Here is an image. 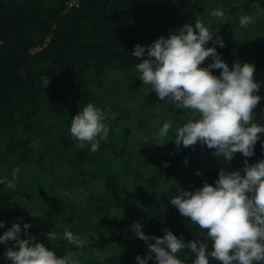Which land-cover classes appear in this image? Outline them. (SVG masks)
Listing matches in <instances>:
<instances>
[{
    "label": "trees",
    "instance_id": "obj_1",
    "mask_svg": "<svg viewBox=\"0 0 264 264\" xmlns=\"http://www.w3.org/2000/svg\"><path fill=\"white\" fill-rule=\"evenodd\" d=\"M71 1L0 0V180H10L13 170L20 169L15 189L0 184V221L5 222L0 235L19 223L22 239L35 236L59 258L74 253L77 264H137V255L143 258L149 250L133 223L141 224L145 235L162 237L167 229L177 238L183 236L185 244L200 240L211 251L206 230L169 203L185 189L177 187L175 174L182 171L184 179L191 164L183 157L177 160L178 151L175 163L167 156L162 159V145L154 144L153 132L145 128L148 123L140 122L147 88L135 67L141 60L132 52L137 44L147 49L187 23L194 26L196 19L212 29L221 27L220 19L211 16L220 5L214 0H76L77 5L69 7ZM239 2L242 11L255 9L256 3L264 10V0ZM260 23L264 30V15ZM222 39L225 46L216 50L229 68L235 62L255 65L261 101L254 122L264 125V32H248L243 41ZM211 62L208 58L202 66ZM213 74L219 76L220 70ZM42 77L50 78L46 88ZM147 97L158 100L156 93ZM89 102L105 113L110 128L96 152L90 145L78 148L70 134L72 118ZM168 108L177 112L175 125L183 109L171 103ZM164 111L156 110L149 128H161L155 115L161 119ZM140 130L149 134L148 141L137 138ZM259 136L254 155L246 158L249 164L264 160V133ZM239 161L233 158L226 168H196L191 191L205 181L215 186L221 168L243 175L244 166L236 170ZM25 223L31 226L27 235ZM65 229L86 239L89 247L69 244L63 238ZM50 231L59 238L50 242ZM14 244H0V264H11L4 253ZM92 244H99L101 260ZM151 255L148 264H156ZM178 255L184 264L195 258L187 249ZM210 264L219 262L210 259Z\"/></svg>",
    "mask_w": 264,
    "mask_h": 264
},
{
    "label": "clouds",
    "instance_id": "obj_2",
    "mask_svg": "<svg viewBox=\"0 0 264 264\" xmlns=\"http://www.w3.org/2000/svg\"><path fill=\"white\" fill-rule=\"evenodd\" d=\"M253 7L255 13L241 15V27L255 23L264 15L259 3ZM211 16L222 21L227 19L219 8L213 10ZM218 33L211 24L205 26L201 19H196L194 26L187 23L168 38L159 37L147 49L137 44L132 56L141 60L135 66L141 74L139 79L151 86L160 101L195 114L175 130L176 151L181 144L188 148L199 143L213 150L214 157H222L230 163L236 153L252 157L259 134L264 133V125L254 122L255 109L261 101V96L257 95L261 85L254 79L255 65L235 62L229 68L222 61L216 47L225 45ZM209 42L212 47H206ZM145 53L147 58H144ZM208 58L212 62L202 66ZM214 69L220 70L219 76L213 74ZM41 80L45 88L50 83L48 77ZM105 120L100 108L87 103L71 120L70 134L76 146L90 145L91 152L98 151L100 141L106 140L110 131ZM171 130L172 123L165 122L157 134L159 145L165 144L163 138ZM19 171V168L14 169L11 179L0 180V184L15 189ZM243 173L221 168L215 186L205 181L202 188L180 189L179 194L169 200L182 217L206 230L204 239L212 241L211 251L207 243L194 239L185 244L183 236L177 238L167 229L162 237L145 235L141 230L143 226L133 223L136 236L149 250V255L143 258L137 255V264H148L153 259L151 254H155L156 264H184L178 254L185 249L195 256L192 264H210V259L219 264H264V160L254 164L245 160ZM197 175L202 174L197 172ZM4 226L5 222L0 221V228ZM23 227L27 235L31 226L25 223ZM21 234L20 224L13 223L0 235V244L15 242L4 253L11 264H77L74 253L59 258L55 251L37 243L35 236L22 239ZM58 238L55 231L47 233L50 242ZM63 238L76 248L89 247L86 239L67 229ZM153 240L155 243H150Z\"/></svg>",
    "mask_w": 264,
    "mask_h": 264
},
{
    "label": "rangeland",
    "instance_id": "obj_3",
    "mask_svg": "<svg viewBox=\"0 0 264 264\" xmlns=\"http://www.w3.org/2000/svg\"><path fill=\"white\" fill-rule=\"evenodd\" d=\"M216 3H218L220 5V9L222 11H226L225 16L227 17L226 20H219V24L221 27L217 28L215 27L213 30H219V35L221 37H228L231 36L235 39H239L241 41H243L244 39H246L248 32L255 34H261L262 32H264L263 30V25L260 23L261 21V16H259L257 18V20L255 21V23L247 26V27H241L240 23H239V19L241 17L242 14H253L255 13L256 9H251L249 11H242L241 10V3L239 2V0H214ZM228 3V5H227ZM227 5V6H226ZM228 25H227V24ZM151 87L150 85H146L145 88H147V90H145L146 92V97L144 96V100H146L145 103V111L142 112L140 114V122H146L148 123L147 126H145V128H148L149 131L153 132V141L155 145H159L160 143V139L158 138L157 134L159 132L160 126L158 124H156L152 130V128H149L151 126L150 122L153 121V117H154V113L156 112V110L164 107L166 109L167 112H163L164 117L157 118V116L155 115L156 121L161 122V127L163 126V124L165 122H171L172 123V130L168 133V135L166 137L163 138L164 140V145H162L159 154L163 157L162 159L172 161V163H175V142H174V138H175V130L178 127L183 126L184 123H186L189 119H192L194 117V113L188 109H183V114L178 118V123L173 125L174 122V117L175 114L173 113H177V112H173L171 109H169V103L168 102H162L159 100L154 101V98H149L147 96H155V91H151ZM167 99V98H166ZM143 107V108H144ZM177 109V108H176ZM175 110V109H174ZM177 111V110H175ZM137 129H133V134H137ZM144 131L140 130V136H138L137 138L140 141H148V135L146 134ZM168 149H172L171 154L168 153ZM177 156V160L181 159L182 157L184 159H187L188 161H190L191 166H189V168L187 169V175L184 179H182V171L180 173H176L175 174V179L179 181L177 187L178 188H185V191H191V176L193 171L196 168H204L206 165L208 166L209 164H219L223 167H228L229 164L231 163H226L224 161V159L221 158H216L213 155V150H210L207 148V146H201L199 143H197L195 146H190L188 148L183 147V145H180V149L178 151V153H176ZM167 156V157H166ZM205 156V157H204ZM234 158H238L240 161L238 162L239 164L237 165L236 170L241 169V166H244V161L247 160L246 157H244L241 153H236L234 154ZM200 160H202L201 165L198 166L196 163H200ZM198 166V167H195ZM182 179V180H181ZM69 193V192H68ZM69 197L70 198H74L77 199V196L74 193H69ZM99 235L101 236V238H105V231L104 230H100L99 231ZM101 244V243H99ZM99 244H92V247L94 248L95 252H96V258H99ZM101 260V259H100Z\"/></svg>",
    "mask_w": 264,
    "mask_h": 264
},
{
    "label": "built area",
    "instance_id": "obj_4",
    "mask_svg": "<svg viewBox=\"0 0 264 264\" xmlns=\"http://www.w3.org/2000/svg\"><path fill=\"white\" fill-rule=\"evenodd\" d=\"M73 5H77V1H76V0H72V1L69 3V7H72Z\"/></svg>",
    "mask_w": 264,
    "mask_h": 264
}]
</instances>
